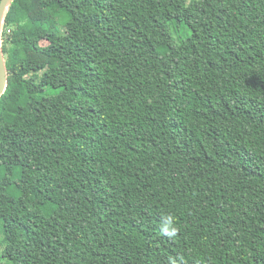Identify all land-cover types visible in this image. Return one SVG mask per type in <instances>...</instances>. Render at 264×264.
<instances>
[{
  "label": "trees",
  "instance_id": "16d2710c",
  "mask_svg": "<svg viewBox=\"0 0 264 264\" xmlns=\"http://www.w3.org/2000/svg\"><path fill=\"white\" fill-rule=\"evenodd\" d=\"M2 40L0 264H264V0H13Z\"/></svg>",
  "mask_w": 264,
  "mask_h": 264
},
{
  "label": "water",
  "instance_id": "95a60500",
  "mask_svg": "<svg viewBox=\"0 0 264 264\" xmlns=\"http://www.w3.org/2000/svg\"><path fill=\"white\" fill-rule=\"evenodd\" d=\"M13 0H0V96L4 93L7 86L8 70L6 68L5 56L2 48V30L5 22L6 14Z\"/></svg>",
  "mask_w": 264,
  "mask_h": 264
},
{
  "label": "clouds",
  "instance_id": "9594fccd",
  "mask_svg": "<svg viewBox=\"0 0 264 264\" xmlns=\"http://www.w3.org/2000/svg\"><path fill=\"white\" fill-rule=\"evenodd\" d=\"M177 229L173 224L172 218H168L166 227L164 228V234L168 236H174Z\"/></svg>",
  "mask_w": 264,
  "mask_h": 264
},
{
  "label": "rangeland",
  "instance_id": "374dc122",
  "mask_svg": "<svg viewBox=\"0 0 264 264\" xmlns=\"http://www.w3.org/2000/svg\"><path fill=\"white\" fill-rule=\"evenodd\" d=\"M29 62V61H28ZM3 235H1V237H2ZM2 249H3V245H1L0 244V254H1V252H2ZM1 262L3 263V264H7V260L5 259V258H1Z\"/></svg>",
  "mask_w": 264,
  "mask_h": 264
},
{
  "label": "snow or ice",
  "instance_id": "6c2138e0",
  "mask_svg": "<svg viewBox=\"0 0 264 264\" xmlns=\"http://www.w3.org/2000/svg\"><path fill=\"white\" fill-rule=\"evenodd\" d=\"M5 2H6V0H5ZM0 11H2V9H0Z\"/></svg>",
  "mask_w": 264,
  "mask_h": 264
}]
</instances>
